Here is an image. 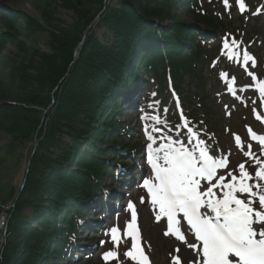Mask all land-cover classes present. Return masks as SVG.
Listing matches in <instances>:
<instances>
[{"label":"trees","instance_id":"trees-1","mask_svg":"<svg viewBox=\"0 0 264 264\" xmlns=\"http://www.w3.org/2000/svg\"><path fill=\"white\" fill-rule=\"evenodd\" d=\"M42 1V20L16 12L26 21L25 40L16 41L23 54L14 55L0 81V131L13 138L0 146V171L24 141L36 133L39 141L26 190L10 213L7 241L0 244V264H59L67 256L88 199L100 191L105 169H114L108 155L115 163L127 150V127L115 117L123 89L144 82L149 73L162 100L170 94V78L185 90L186 77L202 74L217 40L213 32L223 25L210 11L212 0H181L195 24H184L173 13L175 0ZM52 1L73 9L74 21L59 22L49 12ZM99 14L105 41L93 29L85 36ZM5 17L12 32H0V55L5 36L23 34L12 14ZM42 32L49 36V53L27 42ZM24 204L31 214H24Z\"/></svg>","mask_w":264,"mask_h":264},{"label":"rangeland","instance_id":"rangeland-1","mask_svg":"<svg viewBox=\"0 0 264 264\" xmlns=\"http://www.w3.org/2000/svg\"><path fill=\"white\" fill-rule=\"evenodd\" d=\"M243 2L246 9L244 11L240 9L238 0H228V6L225 5L224 0H212L213 5L210 11L221 19L223 24L222 31L223 34L225 33V38L229 40V43H231L232 38L239 42L240 48L238 51L241 53V61L243 51L246 49L248 54L254 57L255 65L253 66L252 61H249L246 70L242 62L229 59L225 54L228 50L223 48V39L220 42L221 48L216 54L217 57L210 59L206 63L202 74L196 79L186 77L185 90L177 88L176 92L180 94L185 110L192 113L191 116L196 117L195 122L190 121L189 118L188 121L191 126L201 133L200 138L206 140L212 154L226 156L229 160L230 169H236L239 163H246L249 172L254 174L256 166H253V162L244 156L243 152L248 151L247 145L251 143L253 153L264 159V156H261L259 143L252 142L248 136V127L260 132L262 130L261 120L256 119L257 112L262 117V101L259 97V92L255 91L254 87L257 86L258 81L264 82V0H243ZM43 4L42 0H0V32H12L9 22L6 17L1 16V13L12 14L16 20V26L21 27V31L23 30V34L21 33L18 39H13V36H5L6 44L0 55V81L8 75L12 61H15L14 55L23 54L18 49L16 41L25 40L24 27L26 21L23 17H16V12H25L38 20H42ZM50 7V10L48 9L49 12L59 22L70 24L74 21L75 13L73 9L58 6L53 1ZM173 13L178 15L184 24L196 23L181 0H175ZM100 15L91 22L93 25L90 26V24V28H88L89 31L95 30L99 39L105 41L106 37L103 36L105 28L97 25ZM166 25L169 27L170 23L167 21ZM27 40L29 44L35 42L41 51L51 52L49 36L46 32L36 34ZM77 47L74 51V61L79 54H76ZM248 72L253 73L256 80H253L252 76L248 75ZM225 73L227 78L222 75ZM233 77L236 80V95L228 91V87L232 85L231 80ZM145 79L147 83H144L143 87H141V81L140 83L135 82L130 87L124 88L121 93V97H125L120 111L124 115L121 117L125 121L131 119L133 122L131 124L132 131L129 132L132 136L128 138V144H134L132 146L136 145L139 149L138 151H130L126 159L123 160H130L133 166L129 169L127 166L121 165L119 171L125 172L128 168V173L132 176V182L126 184L123 181V175L117 176L115 172L108 173V176L102 182V189L105 187L117 192V196L110 198L113 206L111 204L108 205L109 208H106L103 206L102 201L98 200L100 209L92 211L97 197L102 196L103 190L100 189L99 192L101 193L97 192V196L91 200V207L89 208L91 211L84 218V220L88 221L89 229L81 230L78 233L77 237H75V245L72 248L73 255L70 254L69 257L63 259L61 264H136V262L131 261L124 255L131 247V238L126 236V226L131 220V210L126 206L130 202L135 204L137 224L142 228L144 235L143 247L145 246V249L149 252L153 264H172L173 258L176 256L180 258L181 264H190L194 260L190 255L191 248L179 242L174 236L165 235L167 230L166 221L165 219L163 221L156 220V213L153 211V207L151 210L149 209L152 206L150 198L145 194V190L142 187L141 178L151 177L152 175L150 165L146 162V145L149 141L146 138L145 128H150L156 124L153 117L158 116L157 113H159L156 106L157 99L152 92L154 87L151 85L152 75L148 73ZM199 83L202 84V91ZM136 84L139 87L133 90ZM245 87H247V91H241ZM128 88L130 93L125 92V89ZM138 90L140 91L137 94ZM133 95L138 97L137 102L130 101ZM166 102V108L163 110L160 108L162 127L167 129L162 131V134L175 136L174 128L181 123V118L176 124H168L171 121V117L174 115L178 116V114L171 97ZM131 103L133 105H129ZM145 115H147L148 119H144ZM97 120L100 121V118ZM110 130L108 129L107 131ZM37 135L36 133L33 140L24 141L15 151L12 158L6 161L7 163L0 171L1 245L7 241L10 213L18 208L19 205L16 200L22 191L26 190L24 186L29 174L31 158L39 142ZM234 135H239L244 142L243 152L237 147ZM63 139L67 141V137ZM12 141L13 138L10 134L0 131V146L7 145ZM160 142L163 143V141ZM130 156L133 159L129 158ZM142 197L144 199L143 203H141ZM21 209L26 215L32 213L30 205L24 204ZM114 226H118L120 229L121 242L118 249L110 239V229ZM19 239L21 240V238ZM77 244H80V246ZM176 249H179V252ZM73 250H75V254ZM109 250H118L119 258L104 261L103 254Z\"/></svg>","mask_w":264,"mask_h":264},{"label":"snow or ice","instance_id":"snow-or-ice-1","mask_svg":"<svg viewBox=\"0 0 264 264\" xmlns=\"http://www.w3.org/2000/svg\"><path fill=\"white\" fill-rule=\"evenodd\" d=\"M238 2L240 9L246 10L243 0ZM224 3L228 6V0ZM223 48L228 50L225 54L229 59L242 62L246 70L249 61L255 65L254 57L246 49L241 61L240 44L235 38L231 43L225 38ZM222 75L227 78L226 73ZM248 75L256 80L253 73ZM235 83L233 77L231 84ZM257 87L264 101V82L258 81ZM229 91L236 95L234 87ZM241 91H247V87ZM180 115L175 136L162 134L167 129L162 127L159 116L153 117L155 125L145 128L149 141L146 162L152 175L142 181V187L150 198L156 220L165 219V235L174 236L193 250L195 258L190 264H264V159L253 153L251 143L247 145L248 151L243 152L244 142L239 135H234L237 147L253 162L256 171L249 172L246 163L230 169L227 157L213 155L182 110ZM144 119H148L147 115ZM256 119L262 120L258 112ZM248 133L252 141L259 143L264 156V135H258L251 127ZM126 207L131 210V220L126 226L131 247L124 255L136 264H150L140 242L135 204L130 202ZM182 220L195 243L188 242L181 228ZM119 233L118 226L110 229V239L117 249L121 242ZM118 258V250L103 254L104 261ZM172 264H181L180 258L174 257Z\"/></svg>","mask_w":264,"mask_h":264},{"label":"bare ground","instance_id":"bare-ground-1","mask_svg":"<svg viewBox=\"0 0 264 264\" xmlns=\"http://www.w3.org/2000/svg\"><path fill=\"white\" fill-rule=\"evenodd\" d=\"M82 47V46H81ZM81 47L79 49V51L81 50ZM128 92V91H127ZM132 105V104H131ZM130 107V106H129ZM102 194L104 195L103 198H101V201L103 203V206L105 205H111V202H110V198L113 197V196H117V192L115 191H112L110 188H103V191H102ZM107 194V195H106ZM153 206H150V210L152 209ZM163 220V219H161ZM182 231L185 232V235L187 236L188 238V242H192V243H195L194 239L188 234L187 232V228L185 227H182ZM190 255H191V258L194 259L195 258V255H194V252L193 250L191 249V252H190Z\"/></svg>","mask_w":264,"mask_h":264},{"label":"water","instance_id":"water-1","mask_svg":"<svg viewBox=\"0 0 264 264\" xmlns=\"http://www.w3.org/2000/svg\"><path fill=\"white\" fill-rule=\"evenodd\" d=\"M93 25V23L90 25V26H92ZM90 28V27H89ZM89 28L87 29V31L85 32V36L88 34V32H89ZM83 45V42H81L79 45H78V47H77V50H76V54H78L79 53V49H80V47Z\"/></svg>","mask_w":264,"mask_h":264}]
</instances>
